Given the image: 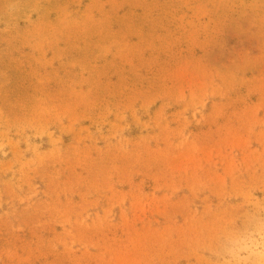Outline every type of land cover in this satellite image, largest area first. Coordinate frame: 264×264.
I'll return each mask as SVG.
<instances>
[{"label":"rangeland","instance_id":"rangeland-1","mask_svg":"<svg viewBox=\"0 0 264 264\" xmlns=\"http://www.w3.org/2000/svg\"><path fill=\"white\" fill-rule=\"evenodd\" d=\"M0 264H264V0H0Z\"/></svg>","mask_w":264,"mask_h":264}]
</instances>
